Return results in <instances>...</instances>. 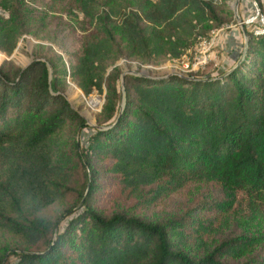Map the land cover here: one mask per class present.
<instances>
[{"label": "trees", "instance_id": "1", "mask_svg": "<svg viewBox=\"0 0 264 264\" xmlns=\"http://www.w3.org/2000/svg\"><path fill=\"white\" fill-rule=\"evenodd\" d=\"M226 23L211 0H0V53L71 43L68 66L0 64V264H264V33L217 75L114 66L178 60ZM69 81L104 97L95 125Z\"/></svg>", "mask_w": 264, "mask_h": 264}, {"label": "rangeland", "instance_id": "2", "mask_svg": "<svg viewBox=\"0 0 264 264\" xmlns=\"http://www.w3.org/2000/svg\"><path fill=\"white\" fill-rule=\"evenodd\" d=\"M211 1L218 8L220 15L228 20V23L220 29L213 31L210 39H199V41H197V43H195L182 58L175 61L164 60L158 64L142 66L136 62L120 60L116 62L114 66L121 67L123 69V75L142 74L146 77L156 79L167 78L170 76L188 77L189 75L199 72H202V74L217 75L222 71H232L235 69L238 63H233L231 53L234 51H241L242 46L246 45L250 40L249 36L245 33L246 26H243L245 29V36H243V30L238 26L236 16L239 17L241 21L251 19L255 16V9H253V5L255 4L259 11V18L262 17L264 21V0H239L237 7H235L236 0H229L226 2H222V0ZM257 22L259 23L258 20ZM252 26V31L258 29V25H256L255 22ZM231 32H235L236 35L232 36ZM228 36H231L232 38V47L226 46V42L229 40ZM212 37L215 39L214 45L209 49V52L200 55V43L203 41L209 42ZM64 39H67L65 35ZM59 40L60 37L57 38V41ZM70 46L71 43L69 41H66L65 47H61L53 41L45 40V38H37L35 35L26 34L18 40L17 46L10 56L0 53V64L4 61H8L17 67L24 68L31 62V55L34 51L42 50V54L50 55L51 53H49V50H52L53 53L61 56L68 66V55L65 51L70 50ZM111 69L112 67L109 68V70ZM64 96L67 98L71 106L86 119L88 125H95L96 116L100 112L104 102L103 96L95 94L85 97L76 84L71 81L66 84ZM179 200V197L172 196L164 202L163 206L169 207L172 201ZM10 239L11 238L7 233L0 230V243H5ZM10 243L14 244L16 242Z\"/></svg>", "mask_w": 264, "mask_h": 264}, {"label": "built area", "instance_id": "3", "mask_svg": "<svg viewBox=\"0 0 264 264\" xmlns=\"http://www.w3.org/2000/svg\"><path fill=\"white\" fill-rule=\"evenodd\" d=\"M253 7H254L253 9H255V16H253L249 20L242 21V24H238V26L240 28L241 26L253 28L252 24L255 22V24L258 25V29L255 31H252V33L254 36H259L264 33V21L262 17L259 18V11L257 7L255 6V4L253 5ZM257 20L259 21L260 24L257 22ZM214 42H215L214 37H212V39L209 40V42H205V41L201 42L200 43L201 50L199 51V54L202 55V54H206L207 52H209V49L212 47V45H214Z\"/></svg>", "mask_w": 264, "mask_h": 264}, {"label": "water", "instance_id": "4", "mask_svg": "<svg viewBox=\"0 0 264 264\" xmlns=\"http://www.w3.org/2000/svg\"><path fill=\"white\" fill-rule=\"evenodd\" d=\"M238 4H239V0H236V1H235V7H237ZM236 20H237L238 24H242V21H241V19H240L239 17L236 16ZM241 29L243 30V36H245V34H244V31H245L244 27L241 26ZM246 45H247V44H246ZM246 45H244V48H243V54L241 55V58L239 59L237 66H238L239 63L244 59V52H245V49H246ZM136 75H138V76H144V75H142V74H136ZM144 77H146V76H144ZM121 79H123V76H122Z\"/></svg>", "mask_w": 264, "mask_h": 264}, {"label": "crops", "instance_id": "5", "mask_svg": "<svg viewBox=\"0 0 264 264\" xmlns=\"http://www.w3.org/2000/svg\"><path fill=\"white\" fill-rule=\"evenodd\" d=\"M231 35L232 36H235L236 35V33L235 32H231ZM227 39V38H226ZM228 39L229 40H227V42H226V46H228V47H232L233 45H232V38H231V36H228ZM237 47V46H236ZM240 52V50L239 51H234V52H232L231 53V58H232V60H233V63L237 60V58H238V53Z\"/></svg>", "mask_w": 264, "mask_h": 264}]
</instances>
